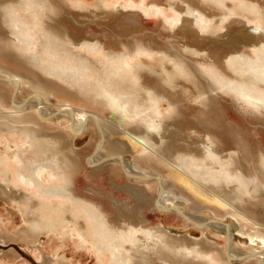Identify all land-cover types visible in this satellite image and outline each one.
<instances>
[{"label": "bare ground", "instance_id": "6f19581e", "mask_svg": "<svg viewBox=\"0 0 264 264\" xmlns=\"http://www.w3.org/2000/svg\"><path fill=\"white\" fill-rule=\"evenodd\" d=\"M180 1L185 3L181 6L183 15L172 0L167 11L121 1L116 7H139L146 14L161 12L165 27L172 30L179 26L186 38L196 34L209 40H214L227 21L240 20L229 17L235 14L250 24L237 27L240 32L236 38L242 46L206 61L191 60L194 55L207 56L202 54L203 48L190 42H186L187 47L173 48V52L141 39L110 46L101 39L70 34L68 18L60 13L67 6L99 10L115 18L117 11L108 0H99L92 7L85 0H0V56L32 72L25 76L0 69V83L5 80L3 83L15 87L22 97L28 90V97L37 95V100L58 91L66 97L61 108L69 111L74 107L71 99L109 109L117 127H107L93 114L101 122L108 144L119 152H132L136 162L158 174L150 178L161 177L163 185L171 181L161 198L152 203L154 208L174 206L187 208V212L194 208L203 212V216L191 215L198 216L196 221L208 220V212H212L215 217L209 225L224 224L220 218L227 215L236 217L241 222V237L236 240L240 242L247 235L250 244L258 247H253L252 257L241 264H264V212L259 215L254 210L264 208V148L260 143L249 146L240 131L230 129L236 147L228 149L209 129V115L203 112L219 106L223 93L231 94L241 110L264 113V6L241 0L239 8L223 12L227 7L224 0H178V4ZM206 10L221 11L223 20ZM135 13H131L133 20ZM72 19L82 23L75 16ZM84 26L78 28L84 31ZM250 29L258 30V35ZM188 54L193 56L189 59ZM185 98L202 106L195 118L207 131L198 133L196 141L179 133L171 121L181 114ZM22 103L13 101L0 84V200L17 205L27 222L11 234L0 219L5 226L0 225L3 243L17 237L33 243L43 233L70 226L66 224L69 221L82 232L79 245L92 246L97 264H236L237 257L204 234L201 238L175 237L161 223L150 225L147 217L135 220L122 207L118 208L119 217L110 219L97 203L78 195L74 184L82 164L75 148L76 130L48 120L40 109L44 108L42 103L20 109ZM74 108L75 118L85 120L92 115L85 107ZM129 126L135 127L133 133L127 130ZM102 168L104 163L98 160L94 169ZM57 252L54 250L52 256H58ZM3 255L12 259L9 253ZM47 262L65 264L52 257H47Z\"/></svg>", "mask_w": 264, "mask_h": 264}, {"label": "rangeland", "instance_id": "374dc122", "mask_svg": "<svg viewBox=\"0 0 264 264\" xmlns=\"http://www.w3.org/2000/svg\"><path fill=\"white\" fill-rule=\"evenodd\" d=\"M85 1L87 4L89 3L90 7H92V5L99 0ZM118 1H121V3H134L136 5L138 4V6L147 8H160L164 11L170 9V0H108L109 3L113 4L111 6H114L117 11V18L108 16L106 13L99 10L95 11L89 8L80 9L77 7L67 6H64L60 13L66 19L68 18L66 20L67 27L69 26L68 32L77 38L85 35L87 37L94 38V40L101 39L106 45L110 46H115L117 44L123 46L125 42L131 43L134 39H141L148 43H157L161 46L162 50L167 48L166 50H170L171 52H173V48L181 49V47H187L186 42H190L191 44L198 45L201 49L203 48L204 50L202 54L207 56L203 59L202 55L193 56L192 54H188L189 59L193 56L191 58V60L193 59L192 61H206L210 58L223 57L228 54V51L231 52L235 49H239L242 44L238 43L239 40L236 38L240 32V30H237V27L243 26L244 28H247L250 26L249 23H244L243 20L245 19L234 14L229 15V17L231 16V18L240 20L233 23H229L230 21H227V26L226 24L222 25L218 33L214 35V40H209L203 36H197L196 34H192L191 37L186 38L183 36L184 32H180V28H178L179 26H176V28H173L172 30L167 28L168 26L165 27L162 19L163 14L161 12L156 14H146L143 10H140L139 7H116L119 5ZM172 1L175 2V7L179 5L180 8L176 10L178 13L183 15L184 12L182 11L181 6L185 3L180 1V5L178 4V0ZM224 1L227 2V7L223 9V12L233 11L239 8L242 2L241 0ZM247 2L264 6V0H247ZM134 12H136V18H134L135 20L131 18V13ZM206 12L208 14L211 13L214 18L223 20L220 13L221 11L217 12L206 10ZM90 13L92 14L90 15ZM94 13L96 15H94ZM85 15L87 18H84ZM72 16H75L82 23L73 22ZM257 21H259V19ZM182 22L183 21H181V23ZM79 24L86 26L84 31L78 28V26H80ZM249 31H254L256 35L259 33L258 30L250 29ZM260 34H262V32ZM0 69L7 73L25 76L32 75V72L23 68L22 65L18 64L16 61L2 56H0ZM4 81L5 80H1L0 84L5 86L7 91L11 94V96H13V101H23L20 105V109L26 107L30 103H42L44 108L40 109L43 111L44 115L47 116L46 118L48 120L62 126H69L74 129V131L76 130L75 132H77V135L75 138V148L77 154L79 155L82 168L76 178L74 187L78 195L84 197L86 196L87 198H90V200L97 203L110 219L119 217L118 213L120 214V210L118 208L122 207L124 210L123 212L126 211L128 216L132 213L130 217H136L133 218L135 220L146 219L147 217L150 225L161 223L162 226L175 237L201 238L204 234L208 240L216 243L221 248H226L225 250L229 254L237 257V259L233 261L236 264H241L248 257H252V252H254L253 247H256L257 245L252 246L247 235L242 236L243 239L240 242L236 240L237 236L241 237L239 233V229H241V222L238 221L236 217L227 215V217L225 216L220 218L224 221V224L217 223L209 225V223H212L210 219L215 217L212 212H208L210 216L208 220L196 221L194 219H199L198 216L195 218H193V216H203V212H196L197 209L194 208L192 210L189 209V212H187V208L183 209L180 207L177 209L174 206L166 207L162 205V208L159 206H156V209L154 208L155 205L152 203L155 202V199L161 198L163 188L165 189V185L167 183L171 185V181H165V185H163V179L161 180V177L158 176V179L150 178V176L158 174L146 165L136 162L134 160V156H132V152L130 153V151H125L122 153L108 144V141H106L105 131H102L101 122L94 115L98 114L106 123L107 127L110 125L117 127L115 115H113L109 109L84 103L79 99H71L74 107H85L89 113L92 114L91 116H88L87 119L82 120L80 118H75L74 112L76 111V108L72 107L71 109L73 110L70 109V111L69 109L61 108L63 107L62 104L64 101H66L64 100L65 95H62V93L58 91L47 94L45 93L43 95L44 97L40 95L39 100H37L34 98L37 95L28 97L30 96V93L26 90L23 93V97L26 100L24 101L22 95H19L18 90L15 91V87L14 89L12 87H8V85L3 83ZM145 81H148V78H145ZM17 95L19 96L17 97ZM219 102V106L213 107V109H203V112H207L209 115V121L207 122L209 129L213 130V132L221 138L224 146L228 149L236 147L233 135L230 133V129H236L242 133L244 141L248 143L249 146H254L256 143H260L264 148V113L254 112L251 109L241 110V107L235 104L236 102L232 99L231 94L220 93ZM181 104H183L181 114L174 117V119L172 118L171 121L178 126L177 130H181L179 133H187V135L191 137L190 140L196 141L197 134H202L204 130L202 126L197 123L195 118L197 116L196 114L200 113L202 110V106L188 98L182 100ZM203 116L206 117L207 115ZM141 126H143V124H141ZM127 130L133 133L135 127L133 128V126H129ZM205 131H207V129L204 130V132ZM114 137L116 138V136ZM117 155H122V158ZM98 160L100 163H104V168L95 170L94 166L97 165ZM126 164H129V169ZM131 168H135V173L131 172ZM119 169L121 171H118ZM135 175H138L139 177ZM127 185L130 187L131 185L134 186L132 188L135 190L129 188ZM140 192L142 194H140ZM137 194L138 196L140 195L139 198ZM141 197H143L144 202ZM137 198L138 201L140 203L142 201L143 204H140L137 201ZM5 202L6 201L3 202V200H0V219L3 220L6 227L10 231L9 233H11V231L22 228L27 224V222L22 211L18 209L17 205ZM167 202H169V200ZM254 210L255 212L257 211V214L259 215L264 212V208L261 206L255 207ZM142 214L144 217L141 216ZM190 220L193 221V224L190 223ZM208 221L210 222L208 223ZM67 223L71 224V227L68 225L61 228L58 232L50 231L48 234L43 233L35 239V243H29L23 237H17V240L12 239L3 243L0 237V264H49V262H47V257H52V259L57 258L58 260H62L65 264H97V258L92 246L82 247L79 245V242L82 241V232L75 224L71 222L69 223V221L66 222V224ZM225 224L228 225V229ZM0 225L4 226L2 222H0ZM64 230L66 231L65 235H63L65 232ZM72 230L77 231L73 232ZM70 231L73 232V234ZM256 248L258 249V247ZM56 249L58 250V256L54 257L52 254ZM4 252L11 254L12 259H6V256L3 255Z\"/></svg>", "mask_w": 264, "mask_h": 264}]
</instances>
